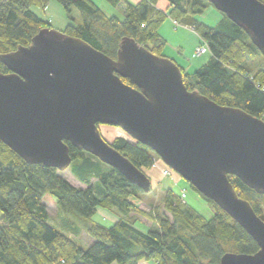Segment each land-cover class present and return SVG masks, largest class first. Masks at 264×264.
Listing matches in <instances>:
<instances>
[{
	"label": "trees",
	"instance_id": "16d2710c",
	"mask_svg": "<svg viewBox=\"0 0 264 264\" xmlns=\"http://www.w3.org/2000/svg\"><path fill=\"white\" fill-rule=\"evenodd\" d=\"M57 1L71 21L63 32L111 59L117 58L124 38L165 56L167 40L159 29L169 18L193 28L208 44L211 57L192 72L177 64L187 89L264 120V56L225 14L221 13L215 27L201 22L198 17L213 6L207 0H167L166 10L158 8L159 0H105L120 8L122 18L107 15L93 0ZM49 2L0 0V56L31 46L41 30L51 29L50 21L34 11L45 10ZM0 72L9 73L1 61ZM124 82L137 88L129 79ZM110 143L151 179L148 172L155 165L156 155L149 148L124 137ZM69 147V169L85 188L72 185L55 168L27 163L0 140V264H220L227 253L258 252L254 239L192 185L211 206L212 219L196 212L172 189L164 195V208L171 217L158 208L142 210L135 201L144 193L141 189L90 153ZM229 180L264 221V195L234 176ZM45 201L54 202L65 214L64 231L51 224ZM99 209L135 213L152 221L154 227L143 232L125 219H118L110 227L85 223L84 231L93 243L84 248L75 240L82 231L77 221H91Z\"/></svg>",
	"mask_w": 264,
	"mask_h": 264
},
{
	"label": "water",
	"instance_id": "95a60500",
	"mask_svg": "<svg viewBox=\"0 0 264 264\" xmlns=\"http://www.w3.org/2000/svg\"><path fill=\"white\" fill-rule=\"evenodd\" d=\"M242 28L264 56V3L207 0ZM0 140L27 163L63 172L69 144L116 169L144 193L151 179L113 148L100 126L118 127L213 201L258 244L220 264H264V221L229 180L264 195V120L224 107L184 84L182 70L131 38L116 59L54 29L0 56ZM129 79L137 88L128 85Z\"/></svg>",
	"mask_w": 264,
	"mask_h": 264
},
{
	"label": "rangeland",
	"instance_id": "374dc122",
	"mask_svg": "<svg viewBox=\"0 0 264 264\" xmlns=\"http://www.w3.org/2000/svg\"><path fill=\"white\" fill-rule=\"evenodd\" d=\"M107 15H117L118 17L122 18V13L120 8L112 7L108 2L105 0H93ZM163 10L168 9L169 3L167 0H159L158 2ZM165 8V9H164ZM34 11L39 15L42 19L48 20L51 23V29L63 32L65 27L71 22L66 10L64 7L57 1V0H50L47 8L45 10L34 8ZM78 18V22L80 18L78 13L75 12ZM222 15L214 6H209L202 15L198 17V19L209 25L215 27L221 20ZM174 20L167 19L162 27L165 28L166 31H169V39H167V46L164 50L165 56L169 57L174 56L175 45L181 44L184 48V55L188 57L190 60H195L199 58L201 55H197L196 51L201 44H203V40H199L198 34L193 30L191 27H186L181 24L179 26H174ZM178 33V34H177ZM181 33V34H179ZM194 33V35L192 34ZM194 40V41H193ZM194 54L196 57H194ZM205 54V55H204ZM201 56L202 61L198 63V65L205 64L211 57V52L208 51ZM200 59V58H199ZM174 60V59H173ZM200 65V66H201ZM258 69H256L257 71ZM194 71V68L192 69ZM101 133L105 139L109 142H112L117 137H124L129 141L133 142V140L120 128L101 125L100 126ZM156 166L153 167L151 170L153 172L150 175L151 179L153 180V186L149 193H142L140 194L139 198L137 197L136 203H138L139 207L144 211H153L154 209L158 208L161 213L171 217V215L165 210L164 208V195L167 190L172 189L176 194L180 195L181 192L186 191V199L185 202L193 208L196 212L201 214L207 219H212L214 216V212L211 206L202 199V197L193 190L189 183L185 181L180 175L175 173L172 169L166 166L161 159L156 156L155 158ZM166 171L169 174H166ZM61 175L68 180L72 185L76 187L85 188L81 182L74 178L71 174L70 169H67L61 172ZM96 181L95 179L93 182ZM47 205V210L50 215V222L51 224H55L58 229L64 231L62 227L63 219L65 214L61 212L56 204L52 201H45ZM2 213L0 211V217ZM118 219H125L134 223V226L143 232H148L151 228L154 227V223L148 219L143 218L135 213H127L125 211H121L115 209L113 211H107L103 209H99L98 213L91 219V221L87 219H80L81 221L78 222V226L81 228V233L75 237V240L84 248H88L92 243L93 239L88 236V234L84 231V224L89 222L99 223L103 226L110 227L112 226ZM152 264H155L151 261Z\"/></svg>",
	"mask_w": 264,
	"mask_h": 264
},
{
	"label": "crops",
	"instance_id": "0c3cea01",
	"mask_svg": "<svg viewBox=\"0 0 264 264\" xmlns=\"http://www.w3.org/2000/svg\"><path fill=\"white\" fill-rule=\"evenodd\" d=\"M128 1H130V2H132V3H138V2H140L141 0H128ZM158 8L159 9H162V6L158 3ZM165 9V8H164ZM167 9V8H166ZM163 10V9H162ZM175 26V25H174ZM159 33L167 40V39H169V37H170V33H169V31H166L165 30V28L164 27H160V29H159ZM178 34V33H177ZM179 34H181V33H179ZM193 35H194V33H192ZM199 36V35H198ZM193 37H195V35L193 36ZM199 40H201V38L199 37ZM194 41V40H193ZM168 43V42H167ZM174 56H170V58L171 59H174L176 62H177V64H179L181 67H183L186 71H188V72H192V69L194 68V70L195 69H197L198 67H200V65H198V63L200 62V61H202V57L201 56H204V55H201L199 58H197V59H195V60H190L188 57H186L185 55H184V48H183V46L181 45V44H176L175 45V51H174V54H173ZM194 57H196V55L194 54ZM198 60H200V61H198ZM148 174L149 175H152L153 174V172L152 171H149L148 172ZM137 199L135 198V201H136ZM140 264H152V263H150V262H146V261H142V262H140Z\"/></svg>",
	"mask_w": 264,
	"mask_h": 264
},
{
	"label": "built area",
	"instance_id": "2783aa9c",
	"mask_svg": "<svg viewBox=\"0 0 264 264\" xmlns=\"http://www.w3.org/2000/svg\"><path fill=\"white\" fill-rule=\"evenodd\" d=\"M174 23V25H175V27H177V26H179V23L177 22V21H174L173 22ZM204 43L203 44H201L200 45V47H198V49H197V55H202V54H204V53H206V52H208L209 51V47H208V44L205 42V41H203ZM154 166H156V163H155V165ZM166 174H169V172L168 171H166ZM181 199L183 200V202H185V199H186V191H183V192H181Z\"/></svg>",
	"mask_w": 264,
	"mask_h": 264
}]
</instances>
